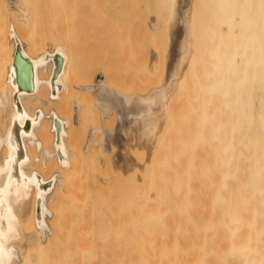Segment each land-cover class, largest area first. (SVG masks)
<instances>
[{
  "label": "bare ground",
  "instance_id": "1",
  "mask_svg": "<svg viewBox=\"0 0 264 264\" xmlns=\"http://www.w3.org/2000/svg\"><path fill=\"white\" fill-rule=\"evenodd\" d=\"M0 264H264V0H0Z\"/></svg>",
  "mask_w": 264,
  "mask_h": 264
},
{
  "label": "rangeland",
  "instance_id": "2",
  "mask_svg": "<svg viewBox=\"0 0 264 264\" xmlns=\"http://www.w3.org/2000/svg\"><path fill=\"white\" fill-rule=\"evenodd\" d=\"M77 22V19H76ZM75 22V26H74V37H75V42L77 43V45L79 46H83V48L87 45H90L92 51L89 54V57L91 59V61H93V63L95 64V76H94V80H97L99 78H103L102 77V73H105V71L107 69H109L111 72L110 76L112 77L113 83L120 86V87H133L131 86V82L132 79L134 77H136L137 74V70L135 67V62H133V60L129 57V56H125L124 53H120L119 51H117V44L114 43V40L117 39V29L113 30L112 34L110 35L109 39L113 40H106L104 43H99V44H95V42L92 40V37H85L83 32L81 31V28H79L78 26V22ZM50 40V39H49ZM95 44V45H94ZM116 44V46H115ZM148 45H150V50L153 48V45L151 44V42H148ZM106 47L107 52L102 51V49ZM150 54H152V52H150ZM150 80L146 78L145 82L143 84L142 87H145L146 89L153 86L150 84ZM107 122H112V118H108ZM143 152L145 151H130L131 155L133 157L136 156L141 162H142V156L144 155ZM148 151H146L145 153L147 154ZM111 156L110 153H103L100 155V159L103 161L105 160V162L107 161V163H103L102 168L103 169H96V170H88L85 173L84 176V181L85 184L88 186L87 188L91 189L92 193L95 196V202L97 205V213L98 215H107L110 212V208H116L118 206L117 203H108L109 205H106V211L109 210L108 212L104 211V205L102 203V200L100 198L96 197V189H95V183L99 182V183H103L102 186H107L109 183H104L105 181H103L104 179H108V175L110 173V167L108 165V158ZM136 158V159H137ZM137 174H140V170H137ZM134 175L133 172L131 171V173L128 176H125V180L124 182H128L130 183L131 181V176ZM103 178V179H102ZM102 179L103 182H101L100 180ZM90 184V186L88 185ZM117 185L115 188V191H120L121 190V185L120 183L117 181ZM89 202H85L84 207L88 208L89 207ZM109 207V208H108ZM98 237V235H97ZM56 250H54L55 252ZM53 252V253H54Z\"/></svg>",
  "mask_w": 264,
  "mask_h": 264
},
{
  "label": "water",
  "instance_id": "3",
  "mask_svg": "<svg viewBox=\"0 0 264 264\" xmlns=\"http://www.w3.org/2000/svg\"><path fill=\"white\" fill-rule=\"evenodd\" d=\"M16 65L18 70V76L21 80H24L28 86L32 83V70L29 63H27L22 57H16Z\"/></svg>",
  "mask_w": 264,
  "mask_h": 264
}]
</instances>
